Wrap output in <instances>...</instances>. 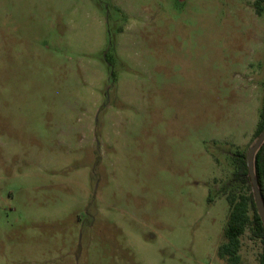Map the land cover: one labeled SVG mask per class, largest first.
I'll use <instances>...</instances> for the list:
<instances>
[{
	"label": "rangeland",
	"instance_id": "rangeland-1",
	"mask_svg": "<svg viewBox=\"0 0 264 264\" xmlns=\"http://www.w3.org/2000/svg\"><path fill=\"white\" fill-rule=\"evenodd\" d=\"M256 1L0 0V264H228ZM262 254L248 228L241 264Z\"/></svg>",
	"mask_w": 264,
	"mask_h": 264
},
{
	"label": "trees",
	"instance_id": "trees-1",
	"mask_svg": "<svg viewBox=\"0 0 264 264\" xmlns=\"http://www.w3.org/2000/svg\"><path fill=\"white\" fill-rule=\"evenodd\" d=\"M256 12L259 15L264 13V0L256 1ZM260 123L257 130L260 136L264 131V99L260 114ZM235 173L233 183L237 185H248L253 188L249 170L247 166L246 154L238 151L234 157ZM255 172L259 188L264 201V144L256 155ZM229 204V213L225 227L226 242L220 245L218 255L228 264H241L242 236L249 228L254 238L263 243V254L260 258V264H264V225L258 214L254 194L250 196L232 193L227 198Z\"/></svg>",
	"mask_w": 264,
	"mask_h": 264
},
{
	"label": "water",
	"instance_id": "water-1",
	"mask_svg": "<svg viewBox=\"0 0 264 264\" xmlns=\"http://www.w3.org/2000/svg\"><path fill=\"white\" fill-rule=\"evenodd\" d=\"M264 144V131L263 133L259 136L258 140L256 141V143L254 144V146H252V148L247 152L246 154V160H247V166H248V170H249V175L251 178V182L253 185V193H254V201H255V205L258 211V214L261 218V221L264 225V201L262 198V194L259 188V184L256 178V172H255V159H256V155L259 152V150L261 149V147Z\"/></svg>",
	"mask_w": 264,
	"mask_h": 264
}]
</instances>
